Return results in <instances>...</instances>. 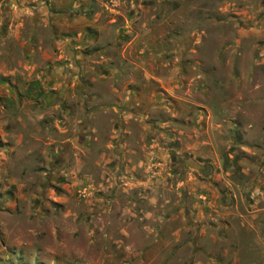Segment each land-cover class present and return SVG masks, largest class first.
Returning <instances> with one entry per match:
<instances>
[{"label": "rangeland", "instance_id": "1", "mask_svg": "<svg viewBox=\"0 0 264 264\" xmlns=\"http://www.w3.org/2000/svg\"><path fill=\"white\" fill-rule=\"evenodd\" d=\"M0 264H264V0H0Z\"/></svg>", "mask_w": 264, "mask_h": 264}]
</instances>
